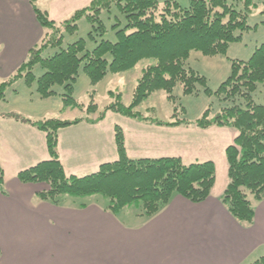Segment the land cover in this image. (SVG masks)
<instances>
[{
  "label": "trees",
  "instance_id": "obj_1",
  "mask_svg": "<svg viewBox=\"0 0 264 264\" xmlns=\"http://www.w3.org/2000/svg\"><path fill=\"white\" fill-rule=\"evenodd\" d=\"M29 1L45 37H52L41 47L31 48L30 60L22 63L8 81L0 82V100L6 98V92L14 82L24 77L29 85L34 81L37 83V92L43 99L56 94L55 85H62L65 92L62 94L63 111L74 109L82 113L73 120L52 117L40 121L14 115L47 133L51 156L46 162L20 173L22 183L46 184L48 190L38 194L45 201L58 203L65 196L103 194L110 196L111 206L117 212L130 204H142L147 215L152 217L170 205L176 194L196 204L207 200L216 182V167L212 161L185 165L182 158L175 156L131 158L127 155L120 128L116 132L118 160L105 163L97 173L82 178L69 177L59 159L57 147L61 128L80 122L98 124L109 111L138 119L142 114L136 107L152 93L162 90L174 103V114L167 125L202 129L221 126L239 132L225 153L230 166V183L222 201L240 222L254 220L256 212L250 196L256 201L264 198V104L257 103L255 95L260 84L264 85V43L256 48L250 59L233 61L231 75L220 84L217 92L207 85L206 77L188 67L193 51L204 56L228 54L229 46L242 39L237 32L250 29L248 18L257 7L254 0H233L234 3L229 0H190L189 7L181 6L177 0H166L162 8L159 0H124V4L116 6L125 16L126 24L118 21L112 26L117 41L102 39L93 50H88L86 40L79 39L48 57H44L43 52L60 46L65 31L75 33L78 20L82 18L92 24L90 36L93 39L94 34L104 36L108 28L101 16L121 0H92L87 7L76 10L58 23L49 19L48 11L37 7L39 0ZM235 3H242L243 10ZM58 33L60 38L53 43V34ZM147 59L157 62L143 68L130 105L125 106L121 95L113 91L109 94L115 99L104 110H99L94 99L85 105L75 98L74 85L82 68L92 84H98L108 73H123ZM36 65L45 70L39 78L32 70ZM198 85L204 86L206 94L219 97L225 106L212 108L210 105L201 117L189 121L184 116L185 107L177 104L174 91L180 86L185 95H195L200 92ZM95 114H98L97 118L93 117ZM3 186L4 176L0 170L1 191ZM253 264H264V256Z\"/></svg>",
  "mask_w": 264,
  "mask_h": 264
},
{
  "label": "crops",
  "instance_id": "obj_2",
  "mask_svg": "<svg viewBox=\"0 0 264 264\" xmlns=\"http://www.w3.org/2000/svg\"><path fill=\"white\" fill-rule=\"evenodd\" d=\"M91 2L92 0H49L42 10L48 11L49 19L58 23ZM12 5L11 13L23 16L24 24L29 15L32 17L35 14L31 11L29 0ZM22 9L27 13H23ZM12 22L16 23V20ZM35 26L37 36L28 29V24L25 30L23 24L18 23L12 33H8L7 39L0 41L5 46L3 51L12 48L16 55L14 65L1 63L5 71L1 78L8 80L24 60L25 52L30 51V46L42 38L44 30L36 20ZM10 56L12 53L9 55L12 61L15 56ZM20 79L25 80L24 77ZM14 93L18 95L17 92ZM38 95L41 98L39 93ZM30 100L29 103L34 102V99ZM17 105L11 106L7 94L4 100H0V170L4 176L5 190L1 191L0 188V264H5L6 255L11 249L19 252L22 245L27 248L25 242L34 241L38 235L45 233L50 238L53 235L51 231L61 229L68 234L69 227L77 226L79 217H75L76 214L81 217L90 215L95 219L98 217V224H102L104 220L115 223L117 230H120L119 233L116 231L114 239L116 250L127 247L135 250L131 256H126L129 258L128 264H253L264 256V198L260 201L253 200L256 213L251 223H242L234 218L222 201L230 183L226 149L239 134L234 128L159 127L137 122L115 112H107L106 117L98 124L80 122L61 128L58 132L57 150L69 177L93 175L105 163L116 162L119 152L115 129L120 126L129 157L159 159L175 156L182 158L185 165L212 161L216 167V182L211 196L200 204L187 201L176 194L170 205L142 223H137L135 217L130 215L131 219L125 224L117 215L115 218L110 217L104 210L96 207L98 209L87 208L83 212L66 211L70 212L66 215V222L59 226L55 215L57 208L51 204L36 202L37 186L24 184L19 180L20 173L46 162L51 156L47 133L18 120L14 115L31 121L45 120L48 117L35 113L32 116ZM59 112L57 117L62 119L67 110L63 111V107H60ZM102 230L99 235H106V230ZM83 231L88 233L86 228ZM119 236L122 238L119 239ZM77 238L82 243L77 244V247L81 249L90 240L89 236L84 238L80 234ZM100 245L98 253L103 257ZM16 246H20V249H15ZM93 247L97 248L96 245ZM33 248L30 247L29 251ZM34 251L29 255L38 257L39 252L35 254ZM103 261L105 264H115L114 260ZM98 262L102 264L100 260Z\"/></svg>",
  "mask_w": 264,
  "mask_h": 264
},
{
  "label": "rangeland",
  "instance_id": "obj_3",
  "mask_svg": "<svg viewBox=\"0 0 264 264\" xmlns=\"http://www.w3.org/2000/svg\"><path fill=\"white\" fill-rule=\"evenodd\" d=\"M48 1L49 0H39V3H36V5L38 8L44 9ZM165 1L166 0H159V5L161 8L164 7L163 5ZM177 1L180 2L181 6H190V0ZM229 1L234 3L233 0ZM20 2L25 3V0H0V41L6 40L8 33H12L18 23L23 24L25 30L27 29L26 25L28 24V29L31 30L35 35L37 34L35 26V20L37 21V18L34 14L32 5L30 6L32 7L31 11L34 15H32V17H30L29 15L25 24V18L23 16L20 17L18 16V14L13 15L11 13V11L13 10L12 4L17 5V3ZM254 2L257 3V7L250 12V16L248 18V26H250V29L244 30L243 32H237V35H242V39L239 40V42L232 43L229 46L228 54L226 56H204L201 52L193 51V54L189 59L188 67L192 68L193 70L195 69L199 75L206 77L207 85L210 87V89H212L213 92H217L221 86L220 84L226 81L231 75L234 63L233 61L250 59L256 48L264 43V0H254ZM119 3L120 4H118V2L112 4L115 6H110V9L105 10L101 16L102 21H104L108 28V31L104 36L94 34L95 37L93 39L90 36V32L93 30L92 24L90 23V21L82 18L78 20V28L75 33L70 34L65 31L63 33V43L60 46L46 49L43 52V56H53L56 52L65 49L69 46V44L75 43L79 39L86 40L88 50H93L102 39L113 42L117 41V34L112 26L118 23V21H120L122 25L126 24L125 16L116 6L124 4L125 2L124 0H121L119 1ZM235 4L237 8L243 10L244 5L242 3ZM22 12L27 13L26 10L24 12L23 9ZM14 19L16 20V23L12 22ZM45 36L46 35L44 32L42 38L36 40L34 42V45L32 44L33 46L30 47H41L42 43H45L49 39V37H52V35L47 37ZM44 37L45 39H43ZM59 38V33L58 35L53 34V43H56ZM4 47L5 46L0 42V82L8 81L7 79L5 80L1 78V75L5 73L4 68L1 66V63L6 65H14V63H16V55L13 53V49L8 47L10 48L9 50L6 49V51H3L5 49ZM11 53L12 56H15L12 61L9 58V55ZM23 59L24 60L21 62V64L30 60L29 50L25 52ZM156 62L157 61L155 59H147L140 61L136 64L135 68L124 71L123 73H108L98 84H92L91 79L87 77L82 68L77 78V82L74 85L75 98L85 105L91 104V100L94 99L95 102H97V104L99 105V110H104L106 106L113 103L115 99V96L113 98L109 94L110 91H113L121 95V100L123 101V104L125 106L130 105L136 91L137 83L141 78L143 68L147 67V64H154ZM32 70L36 77H41L45 72V70L42 69L40 65H36ZM13 73L14 74L12 76L17 73V70H15V72ZM198 86L200 88V92L195 95H185L182 91V87L180 86H177L174 91V94L178 99L177 104L179 106H182L183 108L185 107L186 112L184 116L189 121H195L196 118L201 117L210 105H212V108H218L220 107L219 105L225 106V104H222V102L219 100L220 98L216 97L215 94H206L204 91V86ZM54 91L56 92L54 96L41 99L39 98L37 92V83L35 81L34 83H32V85H29L24 79H20L14 82V84L9 87L6 94L8 100L10 99L12 107H16L15 105L18 104L21 105H17L19 109L24 110L25 112H27V114H31L32 116L35 113V115H39L42 117L46 116L48 118H55L60 114L59 108L63 106L62 94L65 92L62 85H55ZM14 92H17L18 95H16ZM255 95L256 102L264 104V85L260 84L258 90L255 92ZM30 99H34V102L29 103L31 101ZM136 111H139L142 114L140 118H128L149 125L151 123L159 127H186V125L169 126L166 124V122L172 120V116L174 114V103L167 98V94L162 90L152 93L146 101L142 102L136 107ZM81 113L82 112L78 110L68 109L67 112L64 113L65 116L62 119H74L79 117ZM118 114L125 117L121 113ZM93 117L97 118L98 114L93 115ZM187 127L190 128L189 126ZM117 128H120V130H122L120 126H116L115 136ZM232 143L234 144V142ZM33 185L37 186V193L35 194L36 202L38 201L39 203L51 204L55 207V209L57 208L58 211L56 210L55 215L57 216L56 220H58L59 226L60 224H65L66 222V215L70 213L66 211L76 210L79 212H83L84 209L87 208L89 210H95L98 208L102 209L106 214L113 218H115V216L117 215L118 218L120 217V219L125 222V224H128V221L131 219L130 215L135 217L137 223H142L154 217L147 215V212L144 209V205L142 204H130V207H126L117 212L115 210L116 208L113 209L111 206L112 203L110 196L103 194L86 195L83 197L65 196L62 200L60 199L58 203H54L50 200L45 201L42 200V198H40L38 194L39 192L48 190V186L42 183H36ZM250 199L253 201V196H250ZM162 210H160L159 212H161ZM75 217H79L80 220L78 219L76 227L71 228L66 225V227H69L70 229V232L68 234L62 232L63 229H61V231L56 230V233L51 231V234L53 235H51L50 238H48V234L45 233L42 235H38L34 241L25 242L27 248L26 246L22 245L21 250L20 246H16L15 249L19 248V252H15L11 249L10 252L6 255L7 260H5V264H99V260L102 264H105L106 262L103 261L105 259L114 260L115 264H123V262L128 264L129 258H126V256H131L132 252L135 250H131L130 247L129 249L127 247V249H121L120 251L116 250V241L114 239L116 236V231L119 233L120 230H117L118 227L115 223L111 222L108 219L110 222L104 220L102 224H98L100 218L97 217L95 219L90 215L81 217L76 214ZM83 228H86V230H88V233L83 231ZM102 229L106 230V235H99L100 233H102ZM78 231L79 234L84 238L86 236H89L90 239L87 240V243L83 249L77 247V244L81 243L77 238L79 236ZM120 238H122V236H119V239ZM107 241L108 243L105 244V242ZM94 245H96L97 248L93 247ZM99 245L100 249L102 248L100 254L104 253L103 257L98 253ZM32 246L34 248L29 251V248ZM32 251H34L35 254H38L39 252L38 257H31L29 253ZM0 257L1 261L2 254Z\"/></svg>",
  "mask_w": 264,
  "mask_h": 264
}]
</instances>
